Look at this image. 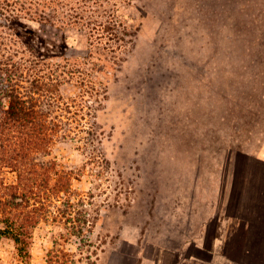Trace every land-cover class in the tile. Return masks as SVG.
Masks as SVG:
<instances>
[{"label":"rangeland","instance_id":"rangeland-1","mask_svg":"<svg viewBox=\"0 0 264 264\" xmlns=\"http://www.w3.org/2000/svg\"><path fill=\"white\" fill-rule=\"evenodd\" d=\"M0 2L1 49L33 47L36 69L63 74L41 102L60 126L45 158L73 170L28 255L0 235V264H165L177 245L160 205L173 185L168 166L240 136L253 149L264 136V0H57L46 9L84 10L89 22L71 25Z\"/></svg>","mask_w":264,"mask_h":264},{"label":"trees","instance_id":"trees-1","mask_svg":"<svg viewBox=\"0 0 264 264\" xmlns=\"http://www.w3.org/2000/svg\"><path fill=\"white\" fill-rule=\"evenodd\" d=\"M0 1L34 10L35 18L44 21L62 25L89 22L84 10L61 17L56 15L57 10L47 12L57 0ZM94 46L90 40L84 59L93 57ZM33 51V47L12 50L0 46V235L12 238L21 255L29 254L35 228L47 218L45 213L51 212L46 207L62 191L72 190L73 176L72 169L61 168L56 160L45 158L52 153L60 126L41 102L59 91V76L63 74L55 70L41 72L43 67L36 69L34 65L42 62ZM103 56L96 59L105 63ZM64 59L66 63L74 60Z\"/></svg>","mask_w":264,"mask_h":264},{"label":"crops","instance_id":"crops-1","mask_svg":"<svg viewBox=\"0 0 264 264\" xmlns=\"http://www.w3.org/2000/svg\"><path fill=\"white\" fill-rule=\"evenodd\" d=\"M238 143L168 166L165 264H264V136Z\"/></svg>","mask_w":264,"mask_h":264}]
</instances>
